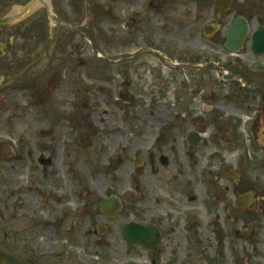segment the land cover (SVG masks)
<instances>
[{"label": "rangeland", "instance_id": "374dc122", "mask_svg": "<svg viewBox=\"0 0 264 264\" xmlns=\"http://www.w3.org/2000/svg\"><path fill=\"white\" fill-rule=\"evenodd\" d=\"M32 1L0 0V17ZM215 3L49 0L29 17L0 28V88L16 83L0 97V264L9 259L13 264L243 261L245 245L232 235L240 232L243 214L231 180L238 169L264 195V56L253 55L251 43L237 56L229 55L226 32L232 14L243 9L233 6L225 14ZM47 5L57 22L48 16ZM208 26L216 31L204 34ZM154 49L174 58L181 49V61L205 65L208 72L200 78L184 72L175 77L147 53ZM180 78H191L192 84L179 89ZM233 78L246 85L245 91L229 86ZM195 89L203 95L192 99ZM211 93L210 103L204 97ZM184 95L188 114L207 124V137L229 138L236 146L225 145L220 160L204 156L199 164L206 171H226L228 212L210 213L209 191L198 173L190 190L197 198L193 203L159 192L158 171L148 164L166 118L179 114L173 105ZM239 95L242 102L230 101ZM213 115L217 119L211 121ZM2 147L11 150L7 157ZM121 151L125 163L114 165ZM138 151L141 166L134 162ZM40 158L52 163L42 165ZM108 194L123 202L120 226L152 223L161 238L167 229V242L163 238L157 254L127 247L118 229L98 240L93 220L101 219L96 210ZM62 218L66 224L77 222L81 238L70 239L56 225ZM188 235L199 242L188 245ZM259 251L263 256L264 235Z\"/></svg>", "mask_w": 264, "mask_h": 264}, {"label": "flooded vegetation", "instance_id": "af4514ba", "mask_svg": "<svg viewBox=\"0 0 264 264\" xmlns=\"http://www.w3.org/2000/svg\"><path fill=\"white\" fill-rule=\"evenodd\" d=\"M155 1V0H154ZM232 4L230 9L233 6H236L237 11H242L238 14H232V20L236 18H243L249 25L251 31L245 41L244 48L248 45L247 43H253L254 35L257 31L264 29V0H231ZM153 2V1H152ZM153 10V9H152ZM156 12V10H153ZM230 11V10H229ZM238 11V12H239ZM250 11V12H248ZM157 13V12H156ZM230 13V12H229ZM227 14V13H225ZM1 37V34H0ZM227 41V39H226ZM226 41L224 45L226 44ZM253 46V44H252ZM243 48V50H244ZM181 49H176L181 56L173 57L169 56L164 51H160L159 49H154L153 52H147L152 57H156L159 60L160 66L163 69L167 70L170 74L175 77H180L181 72L185 74H190L192 77L196 78V75L202 76L203 72H208L205 65H197L191 64L188 62L181 61L184 57V53L180 51ZM242 50V52H243ZM180 51V52H179ZM253 53V49H252ZM254 55V54H253ZM42 62H34L32 65H39ZM186 66V67H185ZM199 67V68H196ZM171 71V72H170ZM205 72V73H206ZM3 82L6 78L1 79ZM180 87L179 89H186L189 85L192 84L191 78L184 79L180 78ZM5 86V85H4ZM15 86V85H14ZM39 86V85H38ZM235 86V88L240 91H245V84H236L235 81L231 82V85ZM3 88V87H1ZM0 88V89H1ZM10 91V90H8ZM3 91L0 93V97H4L5 93L8 92ZM165 94V90H160ZM192 99H197L201 95H203V91L201 89L193 90ZM228 95H223L221 97L222 100L226 101ZM213 97H215L214 93L208 94L207 97H204V100L211 103ZM242 97V96H241ZM234 100V97L231 98V102ZM240 100V99H239ZM189 99L187 95H184L180 102H176L177 104L173 105L176 110L179 111V114H173L172 116L166 118L167 124L166 127L162 129L161 135L158 134V139L155 142L156 152L151 151L148 154V164L150 167L158 171V182H159V192L164 194H179L181 198L188 199L191 203L197 200L196 196L191 194L190 190L195 184V180L193 179L194 174L198 173L200 180L202 181V188H207L209 191L208 199H207V207L210 213L218 211L228 212V208H230L227 193L229 192V186L226 184V171L222 168L215 172L210 171L209 169L206 171L203 167L200 168L199 164L203 162V157L207 156L209 159L220 160V154H224L223 147L225 145H229L228 147H236L230 144V139L227 138L225 140H219L218 137L214 135L213 138L207 137L206 130L207 124L201 123V120L191 117V114H188L187 108L190 106L188 104ZM227 102V101H226ZM187 103V104H186ZM216 115H213L211 121L216 120ZM189 126L193 127L190 129ZM233 129V127L231 126ZM223 131V128L220 126L219 131ZM232 131V130H231ZM225 134L230 136L228 132L224 131ZM166 135H170L169 139L165 137ZM221 142V143H219ZM237 145V144H236ZM238 146V145H237ZM6 149L4 152L3 150ZM239 150V149H238ZM11 150L9 147H2L1 154L4 156H8L7 152ZM120 155L124 159V152H119ZM31 154V153H30ZM32 155V154H31ZM242 157V156H241ZM143 160V159H142ZM240 160L238 163H240ZM136 162V161H134ZM144 163V160H143ZM223 163V162H222ZM237 163V164H238ZM232 184L231 187H236V201L238 203L237 207L242 212V217L239 221L242 223V228L239 231H232V235L237 238L238 241H241L245 247L241 252H245L243 254V261L240 264H264V255L262 256L259 251V246L263 241V224H264V195L259 196L261 192L258 188L253 187V183L251 178L247 175L244 179L241 175V172L237 169V173L232 174ZM235 176V178H234ZM258 190L260 192H258ZM109 196H113L108 194ZM203 199V198H202ZM102 205V203H101ZM99 207L96 210L97 215L101 218L99 221H94V226L92 229H96L94 233H98V240L100 242L104 241L109 235H112L115 229L121 231V237L123 241L127 244V247H138L140 250L145 249L144 247H140L132 242H128L125 239L123 234V226L127 225L122 223L120 226L119 215L123 213V202L121 200L122 210L117 216L111 217L107 214L105 215L102 212V207ZM187 215V214H184ZM66 218H62L60 223H56V225L62 229L65 228L64 231L67 232V236L70 239L81 238L79 235V227L77 222H73L72 224L65 223ZM167 220L162 217V222H166ZM130 223V222H129ZM190 225V223L188 224ZM119 226V227H118ZM166 226L170 227L171 230L175 228V226L171 227L166 222ZM192 224L190 225L191 229ZM167 229L163 227V238L164 245L167 242L166 237ZM61 235V234H60ZM194 235V234H193ZM189 236V235H188ZM198 241L199 237H191L186 238L187 244L191 245L192 241ZM175 239L172 241L174 243ZM229 245V242H228ZM243 247V246H242ZM106 249L111 248V245H107ZM131 251H135L134 248L130 249ZM129 250V251H130ZM148 251V249H145ZM151 252V251H150ZM157 253V252H156ZM12 259L3 261L4 264H13ZM135 261H121L120 264H134ZM22 264H29L28 262H24ZM31 264V263H30ZM79 264V263H77ZM96 264V263H95ZM98 264V263H97ZM102 264V263H99Z\"/></svg>", "mask_w": 264, "mask_h": 264}, {"label": "water", "instance_id": "95a60500", "mask_svg": "<svg viewBox=\"0 0 264 264\" xmlns=\"http://www.w3.org/2000/svg\"><path fill=\"white\" fill-rule=\"evenodd\" d=\"M216 10H222L227 11L230 7V4L232 3L231 0H216ZM37 0H33L26 8L24 14L17 15L13 11L12 13L8 14L5 17L0 18V26H8V25H14L18 23L20 20L30 16L33 12L36 10L34 9V6L36 4ZM48 15L53 20V22H57L56 19L52 16V11L48 7ZM32 9V11H30ZM30 12V13H29ZM206 35H209L211 33L210 27L206 28L204 30ZM250 27L248 23L241 17L234 20L233 24L229 27L227 31V43L226 49L231 53H239L243 49V44L246 39V37L250 34ZM53 33V32H52ZM253 52L255 54H263L264 53V29H261L256 32L253 38ZM8 87L4 88L6 90ZM3 91V90H2ZM1 91V92H2ZM40 162L44 165H48L52 162L51 158L48 160L41 159ZM114 162L117 165H122L124 163L123 159L120 156H117V158L114 159ZM136 164H141L139 154L136 155ZM102 211L104 214H107L108 216H115L122 208L120 199L116 197H112L111 199H105V201L102 204ZM123 234L125 236V239L128 241H131L137 245H143L147 249L158 251L161 248L162 238L160 236V233L154 225H138V224H128L126 226H123Z\"/></svg>", "mask_w": 264, "mask_h": 264}, {"label": "bare ground", "instance_id": "6f19581e", "mask_svg": "<svg viewBox=\"0 0 264 264\" xmlns=\"http://www.w3.org/2000/svg\"><path fill=\"white\" fill-rule=\"evenodd\" d=\"M48 1H49V0H37V2H36V4H35L33 10H38L39 8H41L42 5H46ZM24 11H25V10L18 8V10H17L15 13H16L17 15H19V14H24V13H25ZM30 11H32V9H31ZM29 13H30V12H29Z\"/></svg>", "mask_w": 264, "mask_h": 264}]
</instances>
